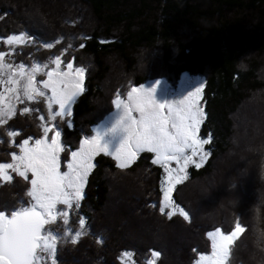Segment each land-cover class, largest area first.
<instances>
[{
	"label": "trees",
	"instance_id": "trees-1",
	"mask_svg": "<svg viewBox=\"0 0 264 264\" xmlns=\"http://www.w3.org/2000/svg\"><path fill=\"white\" fill-rule=\"evenodd\" d=\"M20 32L36 38L34 49L19 48L26 62L59 55L85 69L84 90L70 120L60 126L69 158L130 86L164 79L177 87L185 74L206 80L200 134L211 138L206 145L210 154L201 168H189L190 177L173 196L190 220L178 213L169 219L159 211L165 174L152 164L154 154L141 153L129 168L119 169L112 156L101 153L81 207L70 212L67 231L78 232L84 218L85 232L76 244L74 236L58 243L57 264H148L153 251L161 253L156 264H196L200 254L211 250L207 232L219 227L228 233L237 220L245 232L232 246L229 264H247L237 257L244 238L256 229L264 234V0H0V36ZM40 43L56 49L41 53ZM24 107L0 126V163L11 162V153L18 151L8 131H17L18 141L41 137V118L23 113ZM247 128L258 134L252 146L243 141ZM249 167L256 181L244 195L236 194L237 209L230 206L222 218L214 210L198 211L196 204L204 206V197L195 187L183 192L209 177L206 189L218 187L219 174L233 175L228 184L222 180L226 191L238 189ZM27 184L0 181V206H20L27 200ZM255 194L258 219L253 213L246 216L257 205ZM52 229L66 231L62 222ZM261 247L256 241V264L263 258Z\"/></svg>",
	"mask_w": 264,
	"mask_h": 264
},
{
	"label": "snow or ice",
	"instance_id": "snow-or-ice-1",
	"mask_svg": "<svg viewBox=\"0 0 264 264\" xmlns=\"http://www.w3.org/2000/svg\"><path fill=\"white\" fill-rule=\"evenodd\" d=\"M5 42L16 46L35 43V40L20 32L9 35ZM43 47L52 49L54 45L45 43ZM6 55L0 51V84L4 85L0 91V126H7L17 115L18 103L40 97L47 102L49 120L71 116V101L83 92V67H74L72 62H67L66 70H63L59 55L52 61L54 67L50 69L48 65L40 64L26 67L24 63H6ZM42 70L47 79L37 81ZM203 88L201 83L182 99L165 103L155 99V85L150 89L144 85L133 87L127 93V101L117 96L112 103L123 110L117 125L127 135L114 153L101 144L97 134L80 140L78 150L71 151L69 158L61 141V131L57 130L58 124L41 125L43 136L34 140L29 137L18 141L15 138L20 134L15 130L8 131L7 136L18 151L11 153V162L0 163V181L12 183L22 179L28 184L25 186L27 200L22 199L20 206H0V264H41L44 254L51 259V264H57L58 237L53 235L51 226L62 222L66 231L71 228L70 212L81 207L94 157L100 153L113 156L119 169L129 168L141 153L154 154L152 164L159 165L165 174L161 181L159 211L166 213L169 219L178 213L189 221V213L173 200V191L176 185L188 179L190 164L201 168L209 156L204 146L211 143V138L201 139L198 135L205 119L200 106ZM54 105H58L59 111ZM29 111L28 107L23 108V113ZM197 157L198 160L194 159ZM63 161H67L66 165ZM173 162L176 168L170 167ZM79 226L81 229L86 226L84 218L79 219ZM244 232L245 227L239 220L227 234L219 227L208 231L210 254H200L196 264H229L232 246ZM79 236L77 232L72 238L73 244ZM151 255L148 264H156L161 253L153 251ZM124 256L130 254L125 252Z\"/></svg>",
	"mask_w": 264,
	"mask_h": 264
},
{
	"label": "rangeland",
	"instance_id": "rangeland-1",
	"mask_svg": "<svg viewBox=\"0 0 264 264\" xmlns=\"http://www.w3.org/2000/svg\"><path fill=\"white\" fill-rule=\"evenodd\" d=\"M6 38L7 37L4 38V37L0 36V51L5 52L7 54L6 57H5V62L6 63H12L14 65H19L20 63H24L26 65V67H31L33 64L48 65L49 69L51 67H54V65L52 64V61L55 59V57L57 55H51V56L49 55L46 58L43 57L42 58L43 61L35 60V61L26 62V60L24 59L25 56L23 55L22 51L19 48L20 47L21 48H25L26 45H30L34 49L35 45H37L36 42L35 43H28V44H24V45L9 46L5 42ZM35 39L36 38H34V40ZM40 45L42 46V49H40L41 53L46 52V51L48 52L49 50L56 49L55 47H53L52 49H46V48L43 47L44 44L40 43ZM60 57H61V60H62L61 67H62L63 70H66V64H67L68 60H66L63 56H60ZM73 66L74 67H79V66H76L75 63H73ZM44 79H47V76H46V74H44V71L42 70V72L37 75V81H42ZM85 79H86V73H85ZM85 79H84V83H85ZM157 81H159L158 84H157ZM201 83L204 84V88H203L202 93H201L200 106L204 110L203 98H204V89H205V85H206V80L204 78H202V77H194V76L185 74V75H183L181 77V80L178 83L177 87H174L170 82H168L167 80H164V79L150 80V81H147L143 85L146 88H149V89L152 88L155 85V92H154L155 99L158 102H160V103H165V102H171V101H178V100L182 99L185 95H187L190 91H192L195 87L199 86ZM41 87H42V85H41ZM133 87H139V86H130V88H128L129 89L128 91H130ZM3 88H4V85L0 84V91H3ZM83 90H84V84H83ZM78 97H79V95L74 97L72 99V101H71L72 112H73L74 103L76 102ZM119 97L122 100L127 101V94H125L123 96L120 95ZM41 98L42 97L37 98L34 101H25L23 104H19L18 103L16 105L17 113L19 112V109L21 107L26 106V107H28L30 109V111L36 113L40 118L41 117L45 118L43 120L41 119V125H43L45 123H47L49 125L58 124L59 127H58L57 130L62 131V129H60L62 121H69L71 116H72V114H71V116H65L63 118L57 117L55 121L49 120L48 119L49 110H48V107H47V102H46L45 98H43V101H41ZM42 104H44V106ZM53 107L56 109V111H59L58 105H54ZM122 115H123V110L121 108H117L116 106H114L113 112L110 113L99 124H97V125H95L93 127V134L91 136L98 134L101 137V144L102 145H106L107 149H108V151L110 153H114L117 150V148L119 147L121 142L124 140L125 136L127 135V133L124 131V129L121 126L117 125V121L120 120ZM41 129H42L41 130V137H42L43 136V128H42V126H41ZM247 129H248V131H246V135H245V138H243V141H245L248 146H252L251 144L254 143L255 139L258 136V134L256 135L255 134V130H253L252 128H250V129L247 128ZM256 131H257V129H256ZM49 135L51 136L52 133H50ZM198 135L200 136L201 139H209V138L202 137L201 134H200V131H199ZM91 136H89V138ZM61 137H62V134H61ZM61 141H62V139H61ZM241 145H244V144L242 143ZM78 148L76 150H78ZM247 149H249V148H247ZM204 151H206V152H208L210 154V151L207 149L206 145L204 146ZM188 154L190 155L191 153H188ZM229 154L230 155H228V156H231V157L233 156V154H231V153H229ZM63 155L64 154L62 153V156ZM96 157H94V160H93V164L94 165H95V158ZM194 159L198 160V157L194 158ZM207 159L204 161L203 165L206 163ZM246 161L248 162V160H246ZM66 163H67V161H63L64 165H66ZM193 165L194 164H190L188 166V169H187L188 178L190 177L189 168L191 166H193ZM170 167L176 168L177 165L175 164V162H173L170 165ZM196 169H199V168H196ZM64 170H66V167H65ZM91 171H90V173H91ZM251 172H252V170H250V167H249V169L247 171V175L243 174L242 177L239 176V177L242 178L241 180L244 181L245 183H243L241 181L239 183L240 186L238 187V189H237V186H238L237 185L236 187H231V191L230 190L226 191L223 188L224 187L223 186L224 181H227L226 182L227 184L230 183V181H231L230 179L232 178L233 175L232 174H229V175H225V174L220 175L219 174V182H221L222 185H220V183H219L218 187L215 185V187L212 186L210 190H207L206 188L208 186L210 187V184L212 182L211 178L209 177V179H200L201 181H199V183H197V182L190 183L189 185L185 186V188L183 189V192H186L187 190L190 191V192H193L192 188L195 187L196 191L199 190L201 196L204 197V199H205L204 200L203 198H201V201L204 203V206H202L200 203L196 204L197 207L199 208L198 211L199 212L203 211V213H205L206 210L208 212H211L212 210H214V213L218 212V215L215 214V215H217L216 218H218V217L222 218L224 211L225 212L226 211L229 212V211H231L232 207L234 209H237V207L239 205V204H237V195L238 196H240V195L242 196V195H244V192H245L246 189L251 190V188H250L251 180L253 179L254 180L253 182H255L256 179H257V178L251 177ZM90 173H89V175H90ZM222 180H224V181H222ZM248 184H249V187H248ZM245 185H246V187H244ZM225 186L227 187V185H225ZM85 187H86V185H85ZM176 187H177V185L174 188L173 196H174ZM256 187H258V186L256 185ZM239 188H243L244 190L243 189H239ZM254 188H255V186H254ZM227 196H229V197H227ZM256 196L257 195L255 194V196H254V199L256 200L255 202L258 201ZM173 200H174V198H173ZM252 204H253V202H252ZM230 206H232V207L230 208ZM259 208L260 207H259V204L257 202V205L251 207V210H250L251 213L248 211L247 212L248 214L246 216L250 217L252 215V213H253L255 215L254 218L258 219V216H256V214L257 213L259 214ZM234 217H233V219H234ZM233 219H232V221H233ZM225 222H226V220H225ZM53 230L54 229H52L51 231L53 232ZM214 230H212V231H214ZM256 231L258 233L257 229L255 230V232ZM78 232L80 233V235H82V233L85 232V229L84 228H82V229L79 228ZM255 232H254V234H250L247 238H244L245 239L244 243H242L240 249L237 252V257L244 259L247 262V264H256V253L254 252V246H255V242L257 241V237H258V235L260 233L257 234ZM76 233L72 232L71 230H69V232L68 231H64V233H54L53 232V235H56L58 237L56 248L58 246V243L65 242L66 240H69L70 237H72V236L75 237ZM253 240H255L254 245H253ZM262 248H264V245H262L261 249ZM210 251L211 250H209V252ZM209 252L207 251V253L205 252V253H202V254H208ZM41 264H51V259L47 256V254H44L42 256ZM258 264H264V250H263V258L260 259Z\"/></svg>",
	"mask_w": 264,
	"mask_h": 264
},
{
	"label": "clouds",
	"instance_id": "clouds-1",
	"mask_svg": "<svg viewBox=\"0 0 264 264\" xmlns=\"http://www.w3.org/2000/svg\"><path fill=\"white\" fill-rule=\"evenodd\" d=\"M257 243L260 244V245H264V234L258 235Z\"/></svg>",
	"mask_w": 264,
	"mask_h": 264
},
{
	"label": "bare ground",
	"instance_id": "bare-ground-1",
	"mask_svg": "<svg viewBox=\"0 0 264 264\" xmlns=\"http://www.w3.org/2000/svg\"><path fill=\"white\" fill-rule=\"evenodd\" d=\"M129 229V228H128ZM157 244V243H156ZM161 244V243H160Z\"/></svg>",
	"mask_w": 264,
	"mask_h": 264
}]
</instances>
